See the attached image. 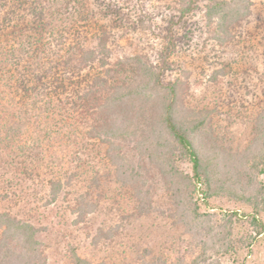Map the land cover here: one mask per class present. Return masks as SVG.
<instances>
[{"label":"trees","instance_id":"obj_1","mask_svg":"<svg viewBox=\"0 0 264 264\" xmlns=\"http://www.w3.org/2000/svg\"><path fill=\"white\" fill-rule=\"evenodd\" d=\"M180 2L178 20L198 8L197 0ZM80 4V0H0V203H22L32 213L43 208L33 215L37 221L0 212V264H47L37 238L63 222L39 227V219L47 218L46 208L61 198L78 194L73 183L85 182L90 154L102 166L108 165L107 175L131 192L139 215L150 212L158 192L166 195L175 210L174 222L199 237L201 252L194 264H205L207 250L227 255L235 254L237 246L249 248L264 236L259 217L264 212V108L253 126V145L261 154L250 165L254 175L243 173L248 183L262 179L254 194H236L234 174L229 179L214 178L217 150L205 145L206 118L184 105L187 73L167 77L178 21L168 20L167 47L156 63L132 56L112 64L106 27L94 23L90 11ZM252 5L249 0H207L204 27L211 29L217 46L229 42L235 28L252 17ZM221 73L215 71L209 79L215 81ZM250 156L243 155L241 164ZM230 163L224 162L225 172H237L235 165L228 169ZM224 194L239 197L251 208L241 216L255 235L248 240L231 238L232 221L237 218L231 212L225 215L223 230L208 244L210 232L204 231L200 218L209 215L199 210ZM73 197L75 207L69 210L78 219L94 210L95 205L86 201L90 179L86 191ZM98 232L106 236L102 229ZM70 261L101 264L81 258L73 249ZM214 264H219L218 259Z\"/></svg>","mask_w":264,"mask_h":264},{"label":"rangeland","instance_id":"obj_2","mask_svg":"<svg viewBox=\"0 0 264 264\" xmlns=\"http://www.w3.org/2000/svg\"><path fill=\"white\" fill-rule=\"evenodd\" d=\"M80 1V5L90 11L94 23L106 27L104 31L111 41L108 45L112 64L122 57L132 56L156 63L167 47L168 20L178 21V39L170 60L172 71L167 77H182L183 71L188 75L189 89L182 96L184 105L195 113L199 112V117L206 118L202 133L205 145L215 146L217 150L212 163L216 181L224 177L229 179L234 174L237 182L232 191L236 194L243 191L246 196L254 194L257 181L262 177L248 183L243 173L248 171L254 175L250 165L261 154L253 145V126L264 108V0H249L253 4L252 17L241 22L234 30V37L223 46H217L211 39V29L206 31L204 27L203 8L207 0H197V10L182 20H178L180 0ZM75 7L77 9L79 5ZM219 70L223 73L211 81L209 77ZM243 155H251L245 165L241 164ZM90 157V173L83 179L84 183L81 179L73 183L79 189L73 196L84 193L90 179V198L86 201L95 205L94 210L78 219L77 214L69 210L75 207L72 200L75 198L66 195L46 208L48 219L38 220L39 227L50 225L54 220L63 222L60 226L48 228L37 238L47 264H71L72 249L92 263L194 264L193 260L201 252L197 244L199 237L174 222L175 210L164 199L166 195L158 192L150 212L139 215L131 192L121 187L113 176L107 175L108 165L104 164L105 167L94 161L93 154ZM226 161H231L228 169L235 165L237 172L226 173L223 165ZM181 167L188 172L186 165ZM13 203H0V212L6 210L12 216L35 221L33 215L43 212L42 208L32 213L28 205ZM39 205L43 207V201ZM249 211L251 208L239 197L230 198L225 194L210 200L208 207L202 205L199 214L209 215L200 218L204 231L210 232L207 243L215 241V234L223 230L221 225L225 215L231 212H235L239 219L233 218L231 238L237 241L254 236L248 222L241 216ZM259 217L264 222V212ZM99 229L106 236H99ZM206 257L205 264H214L216 259L219 264H264V236L253 241L249 248L237 246L235 254H214L207 250Z\"/></svg>","mask_w":264,"mask_h":264}]
</instances>
